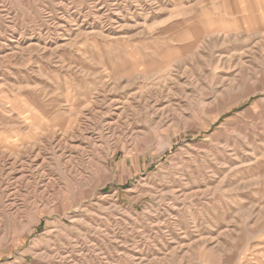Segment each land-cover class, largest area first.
<instances>
[{
  "label": "rangeland",
  "instance_id": "374dc122",
  "mask_svg": "<svg viewBox=\"0 0 264 264\" xmlns=\"http://www.w3.org/2000/svg\"><path fill=\"white\" fill-rule=\"evenodd\" d=\"M0 264H264V0H0Z\"/></svg>",
  "mask_w": 264,
  "mask_h": 264
}]
</instances>
